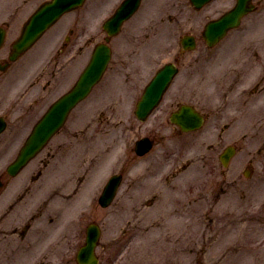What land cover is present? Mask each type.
<instances>
[{
	"label": "rangeland",
	"instance_id": "obj_1",
	"mask_svg": "<svg viewBox=\"0 0 264 264\" xmlns=\"http://www.w3.org/2000/svg\"><path fill=\"white\" fill-rule=\"evenodd\" d=\"M45 1L0 0V25L10 26L3 57L8 59L23 24ZM121 1L86 0L0 71V115L8 121L0 134V150L8 149L0 172L49 105L75 83L104 41L103 22ZM255 3L259 11L210 47L202 37L205 24L235 0H214L200 9L190 0H143L111 38V62L91 94L23 171L5 174L10 180L0 195V214L18 199L20 186L11 184H34L38 167L45 173L35 182L42 183L34 210L27 215L16 207L0 231L10 234L30 221L50 238L39 234L34 244H22L12 234L0 242V264H78L90 222L102 227L100 264H264V83L258 82L264 72V0ZM185 34L195 36L194 49L182 48ZM169 61L177 62L180 73L142 122L134 102ZM179 103L206 114L202 128L181 132L171 122ZM143 136L155 142L139 157L133 144ZM228 145L237 150L224 167L219 155ZM54 152L61 157L43 166V157L49 161ZM112 171L123 172L124 180L104 207L98 198ZM53 196L52 210L30 218ZM78 232L83 233L76 238Z\"/></svg>",
	"mask_w": 264,
	"mask_h": 264
},
{
	"label": "water",
	"instance_id": "obj_2",
	"mask_svg": "<svg viewBox=\"0 0 264 264\" xmlns=\"http://www.w3.org/2000/svg\"><path fill=\"white\" fill-rule=\"evenodd\" d=\"M197 7H201L209 0H192ZM252 0H237L236 5L218 19L209 21L203 31V36L208 44L213 45L221 39L229 29L237 26L244 14L252 10ZM84 0H50L43 3L30 17L25 24L22 34L15 41L11 59H16L22 52L32 46L35 41L50 27L63 13L81 5ZM141 0H124L116 12L104 23V28L109 35L117 34L123 22L128 19L139 7ZM3 38V31L0 30V41ZM109 40V36L106 38ZM185 48H193L195 39L192 36H185L183 39ZM111 58V49L105 44H99L91 58L90 63L81 74L75 86L64 96L59 98L45 115L35 125L26 144L20 151L17 159L10 165L11 174L18 170L33 157L48 141V139L63 125L70 110L91 90L93 85L101 78ZM177 72L174 63L164 65L147 85L141 101L137 106V116L144 120L153 108L158 104L164 91L169 86L173 76ZM171 119L180 125L183 130H191L199 127L203 117L190 105H182ZM4 128V120L0 119V131ZM145 149L150 147V142L142 140ZM235 152L234 146H229L221 155L224 165L229 163ZM120 182L119 176H114L105 187L100 198L103 206H108L116 192ZM100 235L96 226H90L88 230L87 243L77 255L80 264H98V257L95 255V245Z\"/></svg>",
	"mask_w": 264,
	"mask_h": 264
},
{
	"label": "flooded vegetation",
	"instance_id": "obj_3",
	"mask_svg": "<svg viewBox=\"0 0 264 264\" xmlns=\"http://www.w3.org/2000/svg\"><path fill=\"white\" fill-rule=\"evenodd\" d=\"M256 8H257V4H256ZM1 49H3V48H1ZM1 49H0V51H1ZM9 64H11V63L8 62V59L5 58V57H3L2 54L0 53V71L1 70H5L9 66ZM263 69H264V66H263ZM261 74L262 75L258 79L259 84L260 83H264V72H262ZM0 78H1V76H0ZM179 105H181V104L179 103L177 107H179ZM203 114L206 116L205 113H203ZM151 139H153V138H151ZM153 141L155 142L154 139H153ZM6 149H7V147H6ZM134 152H135V150H134ZM5 154H6V150L5 149L4 150H0V155H1L0 156V159ZM135 154H136V152H135ZM37 156H35L34 158H36ZM137 156H139V155H137ZM60 157H61V155H56L55 152L54 153H51V156L49 158V161L47 159H45V157H43L42 161L45 160L43 166L49 167L51 164L53 165L54 161H56V159H59ZM34 158L31 161H29L28 164H30L34 160ZM24 168L21 171H23ZM38 168L39 169H38L37 173H35V174L32 175V181H33L34 184L27 183L28 180L25 183L22 182L20 185H19V183L15 184V185L11 184L12 188L14 186H17V185L20 186V187L17 186L18 187V191H19V192L17 191L18 192V199H16V202L15 203H13L10 206H8V208L0 214V222L2 220H6L7 216L8 217H11L10 215L13 214V212L15 211V208L16 207H17L18 210L20 208L21 211L28 212L27 215H29L32 212L31 211L32 209L34 210L35 203L32 202V200L34 199L33 197H35V194L34 193L39 189V187L41 186V183H42V182H39V183H35V182L39 178L42 177L43 171H44L42 168H40V167H38ZM6 173H8V167L3 172H0V195L2 194L3 188L8 187V185H9L10 178H7L6 177V175H5ZM44 175H45V173H44ZM51 176H52V172H51ZM52 177L54 178L55 176H52ZM42 181H43V186H44L45 180L43 179ZM53 184L54 183H51L50 182L49 183V186L51 187ZM22 187H23V189H21ZM54 190H55V188L54 187H51L49 191H51V194H54ZM53 199H54V196H53V198H48V199H45V200L41 201V204L37 205V207H36L37 213H35V215H31L30 218L37 217L39 213H45L46 210L47 211L52 210ZM20 213L21 212L19 211V214ZM24 215H26V214H24ZM49 219H48V222L52 220V219H50V220ZM92 223H95V222H92ZM33 227H34V223L28 221L27 223H25L21 227L18 226V227L13 228V230H11V233L10 234L9 233H6V231L3 229L2 231H0V242L2 240L7 241L9 239H12V236H11L12 234H16V236H17V243L19 242V243H22V244L23 243L24 244H34L37 241L36 236L39 235V234H41V236H42V237H39V239H43V240H46L47 239L48 240L50 238L49 232H48L47 238H45L44 237V235H45V232L44 231H42L41 233H39V232L35 231L33 229ZM101 229H102V227H101ZM82 233L83 232L76 233L75 234L76 235V238H79L80 236H82ZM86 235H87V227H86ZM100 238H99V241H100ZM85 242H86V236H85V240H84V242L82 244L79 245V243L76 244V242H75V243H72V247H77V245H79V247H78V249H79V248H81L85 244ZM50 244H53V242H51ZM15 247H18V246L15 245ZM42 261L43 260H41V262Z\"/></svg>",
	"mask_w": 264,
	"mask_h": 264
},
{
	"label": "bare ground",
	"instance_id": "obj_4",
	"mask_svg": "<svg viewBox=\"0 0 264 264\" xmlns=\"http://www.w3.org/2000/svg\"><path fill=\"white\" fill-rule=\"evenodd\" d=\"M67 168H70L69 166H66ZM59 170V167H56L55 169H54V171H55V173H56V175H57V171Z\"/></svg>",
	"mask_w": 264,
	"mask_h": 264
}]
</instances>
